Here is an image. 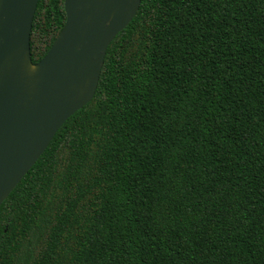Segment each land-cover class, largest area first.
<instances>
[{
	"label": "trees",
	"instance_id": "1",
	"mask_svg": "<svg viewBox=\"0 0 264 264\" xmlns=\"http://www.w3.org/2000/svg\"><path fill=\"white\" fill-rule=\"evenodd\" d=\"M64 24L38 1L33 64ZM0 264H264V0H140L1 204Z\"/></svg>",
	"mask_w": 264,
	"mask_h": 264
},
{
	"label": "water",
	"instance_id": "2",
	"mask_svg": "<svg viewBox=\"0 0 264 264\" xmlns=\"http://www.w3.org/2000/svg\"><path fill=\"white\" fill-rule=\"evenodd\" d=\"M39 0H0V206L97 90L106 50L140 0H64L65 24L31 61Z\"/></svg>",
	"mask_w": 264,
	"mask_h": 264
}]
</instances>
